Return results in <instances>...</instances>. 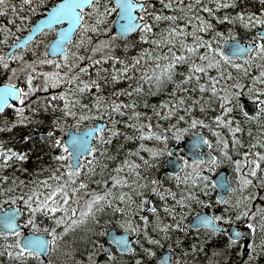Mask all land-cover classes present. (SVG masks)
<instances>
[{
    "label": "snow or ice",
    "instance_id": "snow-or-ice-1",
    "mask_svg": "<svg viewBox=\"0 0 264 264\" xmlns=\"http://www.w3.org/2000/svg\"><path fill=\"white\" fill-rule=\"evenodd\" d=\"M159 2L160 8H156L148 0H57L44 8L47 15L39 24L22 38L13 40L6 50L0 51V67L10 68L8 80L0 88V111L12 98L20 102L16 108L17 118L0 130L10 131L16 125L27 124L30 117L51 111L52 127L47 133L48 143L59 148V152L51 157L57 162L55 166L49 169L45 165L39 169L50 171V175L26 181L15 175L11 178L4 175L3 169L10 167L14 160L26 161L28 156L25 152L14 151L0 143V204L4 200L11 201L12 204L22 202L23 212L27 213V220H17L21 215L19 208L0 214V252L6 253L7 257L15 259L19 264H24L30 257H39V249L47 250L51 246L55 250L65 233L88 218H92L97 224L101 223L96 217L108 210L122 215L123 219L117 223L124 231L143 233V239L154 245L159 244L160 239L149 234V226L161 239H168L170 230L181 229L184 208L191 207V201L210 203L208 200L200 201L196 196V192L206 194L210 187L220 188L221 192H238L239 195L235 198L217 195L216 200L224 204L222 211L198 217L196 226L203 225L213 233H223L226 230L217 221L228 222L227 231L231 233L228 247L245 239L246 235H252L253 242L248 243L249 257L256 251L255 233H264V215H261L264 213V203H259L264 201V135L258 134V137H253L250 143L245 144L240 135H237L243 131L241 121L234 119L232 113L241 111L248 120H256L264 113V6L258 11H252L238 8L241 0ZM44 3L45 0H21V10H24L25 5L28 6V15L25 16L17 12L15 4L10 5L7 0H0V14L11 9L12 15L8 16V23H14L15 30L20 31L27 27L26 21L33 13L40 11ZM229 7L238 10L231 14L225 12L217 15V10ZM165 9L168 11L165 12ZM112 13H115L112 25L105 26ZM17 17L19 23L15 22ZM213 18L218 23L235 24L239 21L244 28L253 30L254 35L241 43L229 27L227 30L231 38L225 37L213 23ZM178 20L183 22L177 23ZM44 27L49 31L55 30L56 35L37 54L35 46L41 42L36 40L35 45H30L34 34ZM113 27H118L119 30H111ZM133 31H138L139 41L147 42L149 47H141L131 57L116 55L115 41ZM0 32L4 35V40L0 43H7L8 37L13 34L8 24L3 23H0ZM90 33L95 34V42ZM73 38L74 44L71 43ZM124 47L127 49L128 45L125 44ZM81 49H84V54H81ZM27 51H31L33 58L25 61ZM13 61H19V66L10 67V62ZM109 61L110 67H104ZM148 61L152 63L148 64ZM44 65L51 66V70H44ZM224 65L243 69L245 75L253 67L257 68V72L250 77L251 82L247 85L241 83L239 78L228 84L225 81L231 80L232 73L227 72L225 76ZM213 68L217 70L215 75H209L208 70ZM90 71L95 73L94 77L88 75ZM177 75L182 78L176 79ZM85 76L88 78L84 79ZM14 77H22L23 82H14ZM121 80L129 83L125 87L114 88L115 83ZM145 82L150 93L152 89L157 92L164 90L169 82L172 84L171 90L151 106L150 112H141L138 107L141 104L139 97L145 91ZM103 86L113 87L114 90L104 95ZM93 88L96 91L91 92L92 101L88 104L81 103V97ZM37 90H42L45 95L36 96L33 106V101L29 98ZM205 91L210 95H204ZM245 95L258 111L250 114L244 110ZM120 96L129 99H119ZM217 102V114L210 116L208 120L192 115L196 108L206 115L207 109L213 108ZM26 108L29 109L28 114L25 113ZM94 116L102 117L108 123L90 128L86 126V131L77 129L67 143H62L61 137L55 136L56 129L67 131L64 121L70 119L79 123ZM117 116L126 119L117 120ZM165 121L168 122L167 126H163L162 122ZM181 122L183 127L179 126ZM117 123L132 130L131 133L123 134L126 141L139 140L140 143L134 149H128L124 158L115 163L107 179H96L95 182L102 186L100 190L90 189L87 180L80 177L95 173L97 160L104 159L108 151L104 145L110 143L112 137L121 134V129L115 126ZM221 125L227 127L230 139L219 131ZM196 127L206 128L215 134L214 140L203 137V144L200 143V135H196L194 140V144L209 149L207 159L205 154L200 153L191 162L182 155L171 159L176 154L177 146L170 148L169 144L181 141L189 128ZM259 133H264V127L259 129ZM90 136L94 137L95 144L89 141ZM146 137L157 141L158 146L149 147L144 143ZM24 139L27 140L28 137L24 136ZM213 147L217 154L212 153ZM144 149L148 152V158L140 155V150ZM97 153L99 155H94ZM132 155L137 156L140 163L131 160ZM165 157L168 158L166 163L185 172L183 181L188 187L182 189L180 195L154 175H141L142 172L158 168L161 158ZM107 158L115 160V156ZM220 163H227L232 168L235 187L231 186L232 180L223 176L211 179L201 170L211 168L215 171L216 165ZM16 167L27 171L19 163ZM106 167L101 165L102 170ZM178 171L168 174L176 178L177 185L181 180ZM104 174L102 171L101 175ZM124 188L127 191L122 190ZM145 193L154 194L160 203L158 206H151L150 211L154 214L151 220L148 216L141 215L138 219L142 223H137L134 209L146 206L149 196ZM134 197H140L139 203ZM167 198H171L174 203L169 204ZM177 206L180 208L179 212ZM161 210L165 217L175 218V222L163 219ZM41 214L52 221L50 227H38L36 220ZM256 217H259L258 221L254 219ZM236 221H242L246 226L236 224ZM23 224L31 225L27 234L22 230ZM42 233H48L49 238L45 239ZM103 233L104 230L101 229V234ZM113 240L124 252L136 251L123 235L114 236ZM94 243L99 244V241ZM136 243L139 244L140 241L137 240ZM260 243L264 244V239ZM171 247L169 245L170 249ZM143 251L144 256L137 255L135 264H145L144 257L153 255L151 247L144 248ZM91 255L89 253V260ZM107 255L109 258L113 257L110 251ZM160 264H172L171 256L162 257ZM176 264H179V258Z\"/></svg>",
    "mask_w": 264,
    "mask_h": 264
},
{
    "label": "trees",
    "instance_id": "trees-1",
    "mask_svg": "<svg viewBox=\"0 0 264 264\" xmlns=\"http://www.w3.org/2000/svg\"><path fill=\"white\" fill-rule=\"evenodd\" d=\"M57 0H45V3L43 6H41L40 11L33 13L29 19L26 21L27 27L22 28L20 31L15 30V24H9L8 23V16L12 15L11 9L7 11V13L0 14V23L8 24V27L13 30V34L8 37L7 43H0V51H4L10 46L11 42L15 40L18 36L24 34L31 26V24L41 15L45 13L44 8L56 3ZM149 3H152L155 5L156 8H160V2L159 0H148ZM185 3L188 2V0H184ZM8 4H15L17 6V12L20 15H28L27 12V5L24 6V10H21L19 5L21 3V0H7ZM211 6V5H209ZM264 6V0H241V3L238 5V8H247L252 11H258V9ZM238 9H233L229 7L228 9H220L217 10V15H222L225 12L231 14L233 11H236ZM165 12L168 10L165 9ZM207 15V14H205ZM115 17V13H112V17L109 18L108 23L105 26L111 25L112 18ZM16 23H19V19L17 17ZM183 21H177V23H182ZM213 23L216 25L217 29L224 33L225 37H231L230 33L228 32V28L231 27L233 31L236 33L235 38H239L243 41L250 40L252 36L254 35L253 30H249L244 28L239 21H237L235 24H228L227 22H220L218 23L213 18ZM112 30V29H111ZM78 35V32H77ZM93 35V42H95L96 36ZM107 35V34H106ZM139 32L137 31L133 36L127 39H118L115 41L117 44V48L114 49V53L116 55L124 57H131L136 55V52L141 47H149V44L147 42L139 41L138 39ZM4 40V35L2 32H0V41ZM72 44L75 43V39L71 42ZM127 44L128 47L125 49L124 45ZM46 45V42L40 43L36 47L37 54L39 52L44 50V46ZM33 46L30 45V47ZM75 50V49H74ZM81 54H84V49H81ZM99 55V53H97ZM27 58H24L25 61L31 60L33 57L31 55V51H28ZM87 62V61H84ZM151 61H148V64H151ZM144 62H141V65H143ZM104 67H110V61L106 62L104 64ZM117 67H120L119 64H117ZM183 67V66H181ZM225 76H227V72L232 73L231 80L225 81L228 84H231L236 81L237 78H239L240 82L247 85L250 83V77L257 72V68L253 67L251 72H249L247 75L244 74L243 69H236L229 67L228 65H224ZM216 69H209L208 74L209 75H215ZM9 69H4L3 67H0V79L5 80V73H9ZM90 76H95L94 72H89ZM139 75V73H137ZM178 76V77H177ZM176 76V79H181L179 75ZM84 79H87L88 76L83 77ZM203 82V81H202ZM103 84V82L101 81ZM129 81L127 80H121L117 81L114 85V88H122L125 87ZM145 91L144 93L139 97L141 99V104L138 106L139 111L141 112H150L152 110L151 106L153 104H157L160 99H163L167 93L171 90L172 84L169 82L164 90L157 92L155 89H152L151 93L149 92L147 83L143 85ZM113 87L109 86H103L102 87V93L104 95H108L111 91L114 90ZM96 90L93 88L89 93L85 94L81 97V103L88 104L92 101V95L91 92H95ZM45 93L42 90H37L36 93L33 94L31 99L33 101V106H35V97L41 96L43 97ZM204 95H210L208 91H205ZM115 98V97H114ZM248 98L247 95L243 97ZM119 99L128 100L129 97L126 96H120ZM27 104V101L24 102ZM20 102L9 106L5 111L0 113V129L3 128L4 125L7 123H10L12 120L16 119V108L19 106ZM219 107L218 102L213 108L207 109V114L201 113L199 108L194 109L192 115H195L200 118H204L205 120H208L210 116L216 115L217 111L216 109ZM79 110V109H77ZM29 109H25V113L28 114ZM58 115V114H57ZM234 116V119H238L241 121V127L243 131L241 133H238L237 135H240L241 139L244 140L245 144L250 143L253 137H258V134L264 135V133H259V129L261 127H264V113H262L259 117H257L256 120H248L244 117L243 112L241 111H234L232 113ZM53 114L51 111L48 113H40L39 116L30 117L29 122L27 124L23 125H16L14 126L10 131L9 130H0V143H2L5 147L12 148L14 151H22L25 152V154L28 156V159L26 161H13L7 169H3V174L9 176L10 178L15 175L21 179H24L26 181L32 180L33 177L41 178L44 176H49L50 171H39V169L43 168V166L47 165L49 169L53 168L55 166L56 161H53L51 157L59 152L58 147H52L48 143L47 133L49 129L52 127L51 125V119ZM190 118V117H189ZM100 119H104L102 117H93L90 120H83L77 123L73 120H66L64 121V127L72 126L73 124H77L80 127L94 123ZM126 119L117 116V120ZM155 122V118H153ZM211 122V121H209ZM163 126H167V121L162 122ZM117 128L121 129V134L114 136L111 138L110 143H106L104 147L108 150L105 154L104 159H98L96 162V170L95 173L91 176L85 177L81 176V179H86L88 182V186L90 189H98L100 190L102 188L101 185L97 184L95 181L96 179L103 178L107 179V175L111 174V170L114 169L115 163L117 161H120L124 158V155L126 154L128 149H134L138 143H140L139 140H129L126 141L124 139V133L128 132L131 133V129L125 128V126L122 123H117L115 125ZM180 127H183V123L181 122L179 124ZM32 128H45L46 132L44 133H37L30 137H28L27 140L24 139V133L27 132L29 129ZM249 129H251V132H249ZM196 131H204L207 134L208 139L214 140L215 134L210 132L206 128L196 127V128H189L187 132L183 134V139L186 137L191 136ZM219 131L222 133L223 136L229 137L231 134L228 133L227 127L221 125L219 127ZM62 135L63 131L61 129L55 130V136L61 137L62 141ZM105 136H107V132L105 131ZM54 139V137H53ZM180 141H172L169 144V147H173V145L178 144ZM144 143L147 144L149 147H155L158 146V142L154 139L145 138ZM95 144V142H94ZM212 151L215 152V148L213 147ZM99 155V153L94 154ZM140 155L148 158V152L146 149L140 150ZM108 156H115V160L108 159ZM166 158H161L160 165L158 168H152L150 172H142L141 175H154L157 179L162 180L163 183L171 188L174 192L177 193V195L181 194V190L188 187L184 181H183V175L185 174L184 170H181L178 175H180L181 180L180 184L177 185V181L175 177H172L168 174L170 172L167 171L165 166ZM235 158V157H234ZM131 160H136L137 163H140V160L137 156L132 155L130 157ZM192 161L191 159L189 160ZM19 163L21 165V168H26L27 171H21L16 167V164ZM101 165H106L107 167L102 170ZM226 167L230 171V180H232V187H235V182L233 180V171L229 164L227 163H220L216 165V169ZM201 170L204 172L205 175L209 176L212 179V173L213 170L211 168H201ZM105 173L104 175H101V173ZM59 174V173H58ZM121 175H126V173H121ZM10 182V181H9ZM111 182L109 181V184ZM211 183V180L209 181ZM122 190L127 191V188H124ZM191 190V189H189ZM145 195L149 196V200L147 201L146 206L148 207L143 213L136 212V222L142 223L139 221L138 217L141 215L148 216L151 220L153 217V213H151L150 209L153 205L150 196L151 194L145 193ZM218 195V188L217 187H210L207 189V193L203 192H196V196L199 198L200 201L202 200H208L210 201L209 204L200 203L197 200L191 201V207H185L184 208V215H183V223L181 226V229L176 230H170V237L168 239H161L155 232L152 231L151 225L149 226V234L152 235L155 239H160L159 244H152L151 242L147 241L146 239H143V233L137 234V240L140 241L139 244L135 242L134 249H136L135 252L132 253H122L119 252L116 248L112 249L113 257L109 258L108 255H104L102 252V242L105 237V225L107 223H111L113 226L117 227L118 229H123L119 223H117L118 220L123 219L122 215L119 213H113L111 210H108L105 213H102L101 215H98L97 220H100L101 223L97 224L96 222L91 224L92 227L88 228H72L69 232L65 233L62 238V244H65L64 251L66 253L62 254L63 257L68 258L70 256H75V259H71L72 261H63L60 262L59 259L57 261V264H73L75 261H85L89 259V253H91V257L95 258H105L107 259L106 264H117L120 260V264H135V258L137 255L144 256V248L151 247L153 250L152 256H145V264H149L150 262L154 261L157 256L166 248H169V245L172 247V264H176L177 258H179V264H264V251H261V248H264V244H261L260 241L264 239V233L262 232H256L255 233V244L257 245L256 251L253 252V256L250 258L248 253V249L243 248V244L241 241H238V243L233 244L231 247H228V234L226 232L223 233H213V231L209 228H197L192 229L189 227V220L190 217L202 210H209L210 212L220 213L222 209L224 208V204L218 202L216 200V196ZM239 193H228L227 197L235 198V196H238ZM134 199L139 203L140 197H134ZM171 199V198H168ZM169 204H173L174 201L171 199L168 200ZM259 203H264V201H259ZM12 204L11 201L4 200L2 204L0 205H8ZM17 204H21L23 207L22 202H18ZM145 206V207H146ZM158 206V204H157ZM135 211V210H134ZM177 211H180V208L177 206ZM160 215L165 220H171L172 222H175V218L172 217H165L162 210L160 212ZM261 215H264V213H261ZM255 220H259V217L254 218ZM22 220H27V213L24 214V217ZM37 224L40 229H44L46 226H50L52 224V221H50L47 217L41 215L37 216ZM224 226L228 225V222H222L220 221ZM238 223H242V221H236ZM26 229H30L29 224H25ZM96 225V227H94ZM101 229L104 230V233L101 234ZM187 229V231L183 230ZM91 230L93 232L91 233ZM186 232V233H185ZM190 232V233H188ZM184 234V236H183ZM187 234V235H186ZM194 234V235H193ZM178 237H177V236ZM182 235V236H181ZM187 238H186V237ZM189 236H192V239L189 238ZM184 237V238H181ZM195 237V238H194ZM177 240L176 241L174 240ZM183 240H181V239ZM88 239V240H87ZM136 240V241H137ZM200 240V241H199ZM208 240V241H207ZM95 241H99V244L94 243ZM253 242V238H252ZM251 242V243H252ZM216 243V244H215ZM0 244H2V240H0ZM175 244V246H174ZM178 244V245H177ZM177 245V246H176ZM181 245V246H180ZM205 245V246H204ZM63 249V247H62ZM66 249V250H65ZM187 250V251H186ZM52 253V252H51ZM51 255V254H50ZM237 256V258H236ZM59 257L58 254L56 255V258ZM75 260V261H74ZM242 262V263H241ZM46 260L43 259L41 256L39 257H30L28 258L24 264H45ZM0 264H19L18 261H16L13 258L7 257L6 253L0 252Z\"/></svg>",
    "mask_w": 264,
    "mask_h": 264
},
{
    "label": "water",
    "instance_id": "water-1",
    "mask_svg": "<svg viewBox=\"0 0 264 264\" xmlns=\"http://www.w3.org/2000/svg\"><path fill=\"white\" fill-rule=\"evenodd\" d=\"M135 11V10H134ZM47 13H45L44 15H42L41 17H39L35 22L32 23L31 28H33L36 24H39L40 23V20L46 16ZM30 29L26 32L28 33L30 31ZM48 28L47 27H44L42 31L38 32V33H35L34 34V39L39 36L43 31L47 30ZM113 30H119L118 27H113ZM25 33V34H26ZM136 33V31H133L131 33H128L126 34L125 37H122V39H127L131 36H133L134 34ZM24 35V34H23ZM23 35H21L20 37H18L17 39H20L23 37ZM55 37V36H54ZM54 37L50 40V41H53L54 40ZM16 39V40H17ZM74 39V38H73ZM237 40H239L241 43H243L244 41L236 38ZM4 85V83H0V88H2ZM18 102L17 100H15V98H12L10 100V103L8 105H3L2 108L4 111L8 106H10L12 103H16ZM243 103L245 104V111H249L250 114L251 113H254L255 111H258V109L256 108V106L254 105V103L250 100V99H244L243 100ZM0 111V112H2ZM100 124H106L104 121H97L93 124H89V125H86L87 128H90V127H94V126H98ZM86 126H84L83 128H80V130L82 131H86L87 128ZM44 130L43 129H39V130H36V129H30L28 132L25 133V135L27 137L31 136L32 134H36V133H43ZM77 132V129L76 128H68L67 131L65 132L64 136H63V142L64 143H67L69 140H71L72 138V135L75 134ZM196 135H200L201 137V140H200V143L203 144L204 141H203V137L206 136V134L203 132V131H200V132H196L194 133L193 135H191L190 137H186L185 139H183L180 144H177V150H176V154L171 158V159H175L177 155H179V150L181 149L182 151H184V153L189 156V157H192V158H196V154L197 153H200V154H205V159H207V153L209 152V149L205 146V147H200L199 145L197 144H194V140L196 138ZM89 141L92 142L94 144V137H88ZM213 153V152H212ZM168 159V158H167ZM166 159V160H167ZM166 169L169 171V172H177V168L166 163ZM180 171V170H179ZM178 171V172H179ZM226 177L229 179V170L225 167L223 168H220L218 169L212 176V179H217L218 177ZM230 180V179H229ZM227 190H224L223 192H221V189L218 188V195H224V196H227ZM15 208H19L21 210V215L17 217V220H22L23 216H24V213L23 212V208L20 204H9V205H6V206H0V214L2 213H5V212H8L10 209H15ZM206 214H211L209 211L207 210H204V211H200L196 214H194L190 221H189V225L192 227V228H198L196 226V221H197V218L202 216V215H206ZM217 223H219L217 221ZM220 224V223H219ZM203 226V225H201ZM199 226V227H201ZM241 226H244V225H241ZM22 227V230L25 229V224L21 225ZM229 225L227 226L226 230L228 229ZM235 231V228L233 229ZM30 231V230H27L25 231L24 233L27 234V232ZM227 233L229 235H231V233H229L227 231ZM42 235L44 236L45 239H48L49 236H48V233H42ZM118 235H123L125 237V239L129 242L130 246L133 247V243L136 241L137 239V236L135 234H132L130 233L129 231L126 232V231H118L116 227H110L107 231V235H106V241H105V252L106 254L109 252V243L111 242L112 244H114L120 251L121 250V247L120 245H118L114 240H113V237L114 236H118ZM252 239V235H246V238L243 239V242H244V248L245 249H249L248 248V243H250ZM40 253H41V257L42 258H47L48 255L50 254V251H51V246H49V248L47 250L45 249H39ZM124 252V251H123ZM165 256H172V250L169 248V249H166L154 262L150 263V264H160V261H161V258L162 257H165Z\"/></svg>",
    "mask_w": 264,
    "mask_h": 264
},
{
    "label": "rangeland",
    "instance_id": "rangeland-1",
    "mask_svg": "<svg viewBox=\"0 0 264 264\" xmlns=\"http://www.w3.org/2000/svg\"><path fill=\"white\" fill-rule=\"evenodd\" d=\"M111 22H112V20H111ZM53 32L54 31H45L37 40H39L41 43L46 42V44H47L48 40L53 36V34H54ZM104 35H106V34H104ZM33 45H35V42L33 43ZM36 47L37 46H35V49H36ZM27 54H28V51L25 52L24 58H27L28 57ZM13 63H14V65L19 64V62H17V61H13ZM42 67L46 71L51 70V66H49V65H44ZM13 80H14V82H16V81H19L21 83L23 82L22 81V77H14ZM70 127L76 128V129H79L80 128V126L77 125V124H73L72 126H67V127H64V128L68 129ZM64 132L65 131H63V133ZM126 175H127V173H126ZM52 182L55 183V181H52ZM81 195H84V193H81ZM150 200H151L152 204H155V205H157V204L159 205V203H160L159 199L154 194H151ZM168 200L170 201L171 199H168ZM134 210L136 212L143 213L146 210V208L144 207L143 209H134ZM57 214H59V212ZM97 218H98V216L96 217V219ZM36 223H37V221H36ZM92 223L94 224L95 221L92 218H88L85 221H83V222L75 225L74 228H78V229L83 228V227H85V228H88L89 227L90 228V227H92L91 226ZM50 226H51V224H50ZM50 226H48V227H50ZM110 226H113V225L111 223H107L105 225V230L108 227H110ZM94 227H96V225H94ZM30 229H31V226H30ZM57 231H59V227L57 228ZM92 232H93V230H91V233ZM62 238L63 237H61V239H60L59 247H57L55 250L52 249V253L49 256V258L46 260V263L45 264H57L58 259H59L60 262H63V261L68 262V261H72L71 259H75L76 258L75 256L74 257L73 256H70L68 258H65V257L62 256V254L66 253V251H64L65 244H62V242H61L62 241ZM62 247H63V249H62ZM57 254H58L59 257L56 258V255ZM106 263H107V259H105V258H95V257H91V260L87 259L85 261L83 260V261H80V262H76L75 261L73 264H106ZM117 264H120V260L118 261Z\"/></svg>",
    "mask_w": 264,
    "mask_h": 264
},
{
    "label": "bare ground",
    "instance_id": "bare-ground-1",
    "mask_svg": "<svg viewBox=\"0 0 264 264\" xmlns=\"http://www.w3.org/2000/svg\"><path fill=\"white\" fill-rule=\"evenodd\" d=\"M178 77V76H177ZM245 99V98H244ZM243 99V100H244ZM98 121H104L105 123H108L105 119H100V120H98ZM41 129H43L44 130V132H46V130H45V128H41ZM44 167V166H43ZM192 229H194V228H192ZM195 229H197V228H195ZM186 233V232H185ZM188 233H190V232H188ZM187 235V234H186ZM194 235V234H193ZM177 236V235H176ZM182 236V235H181ZM183 236H184V234H183ZM178 237V236H177ZM186 237V236H185ZM181 238H184V237H181ZM180 238V239H181ZM187 238V237H186ZM189 238H191L192 239V236L190 237L189 236ZM195 238V237H194ZM174 239V238H173ZM88 240V239H87ZM175 240V239H174ZM182 240V239H181ZM176 241V243H177V240H175ZM183 241V240H182ZM200 241V240H199ZM208 241V240H207ZM216 244V243H215ZM178 245V244H177ZM176 245V246H177ZM174 246H175V244H174ZM181 246V245H180ZM205 246V245H204ZM245 249V248H244ZM249 250V249H248ZM187 251V250H186ZM236 258H237V256H236ZM242 263V262H241Z\"/></svg>",
    "mask_w": 264,
    "mask_h": 264
},
{
    "label": "flooded vegetation",
    "instance_id": "flooded-vegetation-1",
    "mask_svg": "<svg viewBox=\"0 0 264 264\" xmlns=\"http://www.w3.org/2000/svg\"><path fill=\"white\" fill-rule=\"evenodd\" d=\"M11 44H12V42H11ZM11 44H10V46H11ZM9 47V46H8ZM20 50V49H19ZM17 62H19V61H17ZM16 66H19V64H16V65H14V63L13 62H10V67H16ZM8 77H9V73H5V80H2V79H0V83H4V82H6L7 80H8ZM3 112V111H2ZM1 113V112H0ZM103 242H104V240H103Z\"/></svg>",
    "mask_w": 264,
    "mask_h": 264
}]
</instances>
